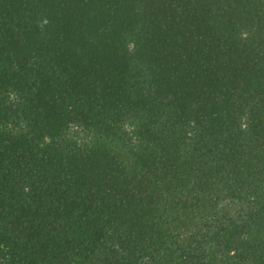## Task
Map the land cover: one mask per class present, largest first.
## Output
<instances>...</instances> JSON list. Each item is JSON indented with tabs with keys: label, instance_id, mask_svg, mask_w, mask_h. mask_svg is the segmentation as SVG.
<instances>
[{
	"label": "trees",
	"instance_id": "obj_1",
	"mask_svg": "<svg viewBox=\"0 0 264 264\" xmlns=\"http://www.w3.org/2000/svg\"><path fill=\"white\" fill-rule=\"evenodd\" d=\"M0 264H264V0H0Z\"/></svg>",
	"mask_w": 264,
	"mask_h": 264
}]
</instances>
